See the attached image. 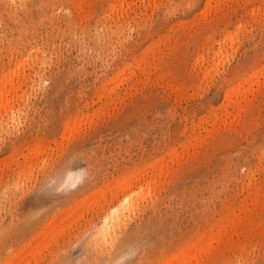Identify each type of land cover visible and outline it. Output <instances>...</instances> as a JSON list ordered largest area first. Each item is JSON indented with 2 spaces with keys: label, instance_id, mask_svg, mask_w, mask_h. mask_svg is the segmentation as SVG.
Masks as SVG:
<instances>
[{
  "label": "rangeland",
  "instance_id": "rangeland-1",
  "mask_svg": "<svg viewBox=\"0 0 264 264\" xmlns=\"http://www.w3.org/2000/svg\"><path fill=\"white\" fill-rule=\"evenodd\" d=\"M0 92V264H264V0H0Z\"/></svg>",
  "mask_w": 264,
  "mask_h": 264
},
{
  "label": "bare ground",
  "instance_id": "bare-ground-1",
  "mask_svg": "<svg viewBox=\"0 0 264 264\" xmlns=\"http://www.w3.org/2000/svg\"><path fill=\"white\" fill-rule=\"evenodd\" d=\"M6 77H7V75H6ZM2 78V77H1ZM6 82V81H5ZM2 85V84H1ZM0 96H1V92H0ZM229 96V95H228ZM118 213H119V211H117ZM116 213V212H115ZM108 215V214H107ZM112 215V214H111ZM110 215V216H111ZM113 215H114V212H113ZM115 216V215H114ZM117 217V216H116ZM115 217V218H116ZM118 218V217H117ZM107 219H109V218H107V217H105V224L107 225V223H108V220ZM112 219H114V218H112ZM119 219V218H118ZM111 221H113L114 223L115 222H117V220L116 221H114V220H111ZM111 221H110V223H111ZM108 226V225H107ZM113 226V225H112ZM203 240H205V239H203ZM202 240V241H203ZM203 242H207V241H203ZM193 244V243H192ZM192 244H191V246H189L187 249H185L184 250V252H183V254H182V257H183V261L182 262H184V259H186V258H188L189 256H194L193 258H195L196 257V255H195V253L196 252H194L193 250H196V251H200L201 250V246H199V244L201 245V243H199L198 244V242H197V244L195 243V244H193V246H192ZM206 244V243H205ZM205 246V245H204ZM203 247V246H202ZM200 248V249H199ZM192 249V250H191ZM23 254V253H22ZM20 256H23V255H21L20 254ZM182 259V258H181ZM196 259H197V257H196ZM179 260V259H178ZM178 260H176V261H178ZM189 261V260H188ZM169 262V261H168ZM175 262V261H174ZM173 262V263H174ZM172 263V262H171ZM11 264V263H10ZM14 264V263H13ZM179 264V263H178Z\"/></svg>",
  "mask_w": 264,
  "mask_h": 264
}]
</instances>
